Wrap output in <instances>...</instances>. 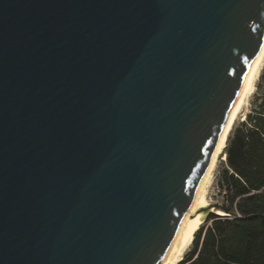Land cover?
Masks as SVG:
<instances>
[{"label": "water", "instance_id": "1", "mask_svg": "<svg viewBox=\"0 0 264 264\" xmlns=\"http://www.w3.org/2000/svg\"><path fill=\"white\" fill-rule=\"evenodd\" d=\"M264 37V0H0V264H160Z\"/></svg>", "mask_w": 264, "mask_h": 264}, {"label": "trees", "instance_id": "2", "mask_svg": "<svg viewBox=\"0 0 264 264\" xmlns=\"http://www.w3.org/2000/svg\"><path fill=\"white\" fill-rule=\"evenodd\" d=\"M217 186L221 215L195 233L177 264H264V92L242 122L233 126L224 149Z\"/></svg>", "mask_w": 264, "mask_h": 264}, {"label": "bare ground", "instance_id": "3", "mask_svg": "<svg viewBox=\"0 0 264 264\" xmlns=\"http://www.w3.org/2000/svg\"><path fill=\"white\" fill-rule=\"evenodd\" d=\"M264 66V37L254 55L250 69L239 88L236 99L226 118L224 127L215 146L214 152L200 179L198 187L180 221L173 239L160 264H177L181 261L187 249L191 246L195 233L206 222L211 212L221 215L219 210H213L209 204V189L217 161L224 155L227 138L232 127L246 104L248 97L254 92L255 82ZM225 159V157L223 158Z\"/></svg>", "mask_w": 264, "mask_h": 264}, {"label": "rangeland", "instance_id": "4", "mask_svg": "<svg viewBox=\"0 0 264 264\" xmlns=\"http://www.w3.org/2000/svg\"><path fill=\"white\" fill-rule=\"evenodd\" d=\"M263 92H264V66H263V68H262V70H261V72H260V74L257 77V80L255 82L254 92L248 97L245 106L243 107L241 113L238 115L233 126L242 122L245 115L248 114L253 109L254 105L257 102V98L261 94H263ZM223 158H224V155L222 157H220L217 161L216 169L214 171L212 183H211V186L209 189V204L213 210H215V207H214L215 205H219V204H222L224 202L223 198H222V194L220 193V190L217 186L219 171L223 167V161H224ZM211 213H214V212H211ZM210 223H211V221H206L204 223V225H202V226L205 229L207 226L210 225ZM190 249H191V246L187 249V251L185 253H187Z\"/></svg>", "mask_w": 264, "mask_h": 264}]
</instances>
